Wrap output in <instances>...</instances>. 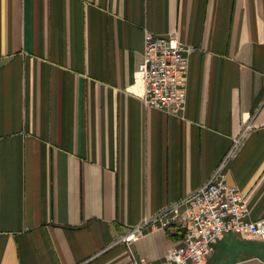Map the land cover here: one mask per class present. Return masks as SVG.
I'll return each mask as SVG.
<instances>
[{"label": "crops", "instance_id": "0c3cea01", "mask_svg": "<svg viewBox=\"0 0 264 264\" xmlns=\"http://www.w3.org/2000/svg\"><path fill=\"white\" fill-rule=\"evenodd\" d=\"M146 31L190 47L187 100L147 107ZM264 219V0H0V264H160L180 235L134 228L223 163ZM204 264H264L228 233Z\"/></svg>", "mask_w": 264, "mask_h": 264}, {"label": "built area", "instance_id": "2783aa9c", "mask_svg": "<svg viewBox=\"0 0 264 264\" xmlns=\"http://www.w3.org/2000/svg\"><path fill=\"white\" fill-rule=\"evenodd\" d=\"M144 44L137 71L143 83V103L169 112L181 111L187 100L190 47L175 35L162 36L149 31L145 33ZM238 145L239 140L199 189L136 226L125 239L130 241L149 223L173 227L180 239L169 248L160 264H204L225 234L264 238V219L248 218L244 195L236 186L228 184L223 173L224 164ZM132 264H150V261L139 258Z\"/></svg>", "mask_w": 264, "mask_h": 264}, {"label": "trees", "instance_id": "16d2710c", "mask_svg": "<svg viewBox=\"0 0 264 264\" xmlns=\"http://www.w3.org/2000/svg\"><path fill=\"white\" fill-rule=\"evenodd\" d=\"M173 232H174L175 235L179 234V232H178V230L176 228L173 230Z\"/></svg>", "mask_w": 264, "mask_h": 264}, {"label": "rangeland", "instance_id": "374dc122", "mask_svg": "<svg viewBox=\"0 0 264 264\" xmlns=\"http://www.w3.org/2000/svg\"><path fill=\"white\" fill-rule=\"evenodd\" d=\"M209 257V256H208Z\"/></svg>", "mask_w": 264, "mask_h": 264}]
</instances>
